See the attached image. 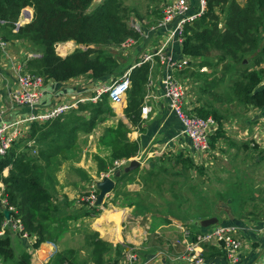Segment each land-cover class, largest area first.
<instances>
[{"label": "trees", "instance_id": "obj_1", "mask_svg": "<svg viewBox=\"0 0 264 264\" xmlns=\"http://www.w3.org/2000/svg\"><path fill=\"white\" fill-rule=\"evenodd\" d=\"M92 1L0 0V29L10 33L22 9L31 7V20L19 26L15 33L16 37L26 41L40 53L27 62L29 70L55 81H66L77 76L95 79L119 75L130 62L126 60L124 64L119 63L109 46L119 44L127 37H138L126 21L129 13L134 10L125 6L122 0H101L90 9ZM206 3V12L192 24L186 25L182 51L192 57L205 59L212 51L219 52L216 62H225V70L233 73L230 81L235 101L245 107L264 108V86H259L263 78L260 65L264 62V44L261 41L264 35V0H246L243 4L237 0H206ZM216 8L223 18L221 25ZM66 41L89 46L77 47L65 56H60L55 47ZM203 63L212 67V63ZM148 71L147 63L131 71V85L127 90L123 113L134 126H139L142 122L140 107ZM192 71L187 72L188 75L196 76ZM192 113L202 117L211 115L218 121L219 129L210 137L212 145L217 138L223 136L221 114L205 109L203 104H196ZM114 114V109L104 95L97 103L80 104L77 110H71L65 115L45 123H33L30 131L19 141L16 140L5 155L0 156V183L3 185L1 194L4 200L2 204L0 199V231L6 220L2 211L4 206L7 209L13 207L15 210L11 211L10 219L19 218L24 230L35 235L33 249L43 242L54 241L67 228V221L99 214L96 206L88 209L82 207L71 212L68 209L72 201L66 196L57 200L51 189L55 179L52 167L56 169L63 161L71 159L79 137L92 133L100 123ZM128 131V126L120 120L105 128L99 140L109 149L110 163L97 157L98 171H107L115 159H127L137 154L139 142L131 140L127 136ZM162 158L164 161L171 160L172 167L177 169L172 175H178V169L202 171L201 167L181 152L171 156L164 155ZM6 168L8 173L4 175ZM133 171H121L114 179L116 182L124 181ZM81 178L87 180L89 176L83 173ZM125 202V205H133L131 200L126 199ZM186 228L190 238L194 239L198 232L193 230L201 227L195 222ZM115 246L116 255L110 253L105 260L108 244L101 240L93 241V264H118L123 247L120 244ZM0 256L4 263L30 264V254L16 252L13 234L8 229L0 236ZM50 264L83 263L76 259L74 250H65L55 254Z\"/></svg>", "mask_w": 264, "mask_h": 264}, {"label": "crops", "instance_id": "obj_2", "mask_svg": "<svg viewBox=\"0 0 264 264\" xmlns=\"http://www.w3.org/2000/svg\"><path fill=\"white\" fill-rule=\"evenodd\" d=\"M162 1L163 0H158L155 2H151V3L158 4L159 8L161 9ZM196 1L197 0H189V2L192 4H195ZM237 1L240 4H243L245 3L246 0H237ZM27 10H29L31 14V18H32V12H33L32 8L28 7ZM215 10L217 12L219 11L217 8ZM217 14H219V12ZM159 16H160V12L156 8L153 18L148 19V20H155ZM219 18L221 20L219 24L221 25L223 24V18L220 14H219ZM15 33L16 31H13V29H11L10 33L7 32L6 33L7 35H4V38L7 41L8 46L2 53H0V122L4 121L7 123L12 122L13 120L17 119L22 113L26 111L25 107L16 106L15 104H13L12 89L14 88V76H15L17 64L20 61L24 60L29 52H34V48L26 41L16 37ZM261 41H262V44H264V35H262ZM67 43H74V46H73L74 49L77 47H80V45L75 44L74 41H66V42L58 43L57 46L60 48L61 46H65ZM141 52H142L141 44L140 45L137 44L136 50L131 56V57L135 56L133 61H135V59L139 57V54ZM170 53L174 58H178V59L182 57H187V56L190 57L192 60L195 58L189 54L184 53L182 51V48H180L176 44H174L170 48ZM64 54H67V53L65 52ZM195 59H199L200 61L201 58H195ZM133 61H131V58H130L129 65H131ZM216 63L217 62L215 61L214 67L216 66L221 67V73L229 74L230 75L229 78H232V75H233L232 71L225 70V67H224L225 62H218L217 64ZM207 66L208 65L204 64L203 62L199 65V67L203 68L201 71L199 70L200 72L203 73L202 74L203 76H206L205 73H207V68H213V67H209V66L207 67ZM260 67L263 69V78L259 86H264V62L261 63ZM185 69H188V68H185ZM185 69L178 71L176 74L183 72ZM189 69H193V68H189ZM164 71H165L164 67H159V65L157 64H155L151 68L150 75L154 81V85L151 91H153L155 97L152 101V110L148 114L147 118L142 120L139 126L131 125L128 122V120L125 118L123 109L126 106V103L124 104V106L120 108L117 105L118 109L116 110V112H117V116L119 120L123 122L126 126H128L129 128V131L127 132V136L131 140H137L139 142V150L137 154L133 156L134 158L130 160H133V159L137 160L139 162L138 165L140 168L153 169V165L155 166L161 163V161L163 160L162 157L164 155L171 156L179 152H181L185 157H189L198 166H201L203 164L207 165L209 163L208 160L211 156H218L221 152H224L227 150V147L225 144L226 140H230V142H232L230 143L231 146H233L234 143L237 142L234 140L235 138H232V135L230 134L231 132L236 134V137L238 138L249 137L251 139V141H244L242 145L244 146L246 145L247 147L248 143L246 142H249L250 145L252 142H255L253 143L254 146L253 145L251 146H253L256 149H261V148L264 149V108L258 109V108H253L251 106H247L245 107V111L241 113L242 115L241 120L243 123L242 129L239 127L241 123L237 121L239 120V118L232 117L230 119V117H228L230 116L229 114L224 115L222 113H219L223 116L221 120L222 121L221 131L223 133V136H222L223 138L222 137L217 138L215 142L213 143V145L211 144V138H210L211 152L200 155V156L194 155V152L190 146L189 139L182 132L179 121L169 109L168 102L163 95V89L160 83V79L162 78ZM189 71L190 70L186 71L185 75L189 76L187 73ZM216 76H218V74H216ZM89 79H91V77L89 76H77V77L70 78L66 81H55L54 83H51V84L49 81H46L43 87V92L40 98L41 99L40 103L38 104L37 107L45 108L56 100L70 99L71 96L76 94L79 86L87 83ZM87 85L90 86V83H87ZM202 103H203L202 101L200 102L198 101V105H201ZM113 106L114 105H112V108ZM227 118L229 119L227 120ZM116 123L117 122H115V124ZM98 127L96 128L97 131H98ZM255 129H257V131H254ZM248 132L251 133L250 136ZM90 135L91 134H89L88 136ZM97 136H99V134ZM94 151H96V149L90 150L89 146L84 148V152H83L84 154L83 153L81 154L79 161L73 162V163H70L68 160L63 161L60 166L59 171H57L59 173L56 172V174L54 175L55 177L54 188L52 187L51 189L55 193L57 200H60L62 199L63 196H66L68 200L72 201L68 209L71 212L74 210H78L76 208L77 207L76 197L79 196L77 187L81 183V186H80L81 188L86 183V181L81 180L82 178L80 179V177L78 176L77 170H81L82 174L86 173L90 179H94V180L99 179L98 174L100 175L101 172H105V171H98L96 167L97 164L95 163V161L90 159V154L94 153ZM87 153H88V156H87ZM106 155L108 156L109 152L107 153L106 151ZM102 156H105V154H102ZM260 158H264V156L262 157L261 155ZM136 171H138V168L135 169V171H133L132 173ZM3 173L4 175H6L8 173V169L6 168ZM132 173H129L127 177H129ZM259 178L261 181H264V177H259ZM136 180L138 179L136 178ZM136 180L132 181L131 183L126 182L127 183L126 188L128 190L130 189L138 190L140 185L139 183H136ZM261 181L260 183L264 184V182H261ZM123 182L125 183V180ZM116 187L117 185H114L113 189L108 194V199L106 201L107 204L109 203L108 207L113 205L111 203L112 200H116L114 203L116 205L118 204V202H122V195L121 193L116 191ZM2 188H3V185L2 183H0V194H1ZM116 194L118 196L117 199H116ZM124 204H126V202H124ZM118 208L119 207H115L113 205L112 207L107 209V211L112 209L113 210L112 212H121V214L124 213L122 215V219L120 220L119 225H117L118 223L116 224L117 231L115 230L116 227L111 219L110 221L107 220L106 224L102 225L104 227L103 229L96 227L100 222H105L104 220L108 218L106 215L101 217L102 214L104 213L103 212L94 222V225L96 223V226L90 223V220H93V218L90 219L89 216L81 217V218H84L82 221H81V218H78L76 220L67 221L68 230L66 229L63 233H61V235L58 237L57 240L46 241V242L41 243L40 246L36 248V250L35 249L33 250V251H36L35 254H32L33 251L28 252V245L30 242L28 239L22 238L16 233L11 232L13 234L14 246L17 248L21 247L23 252L25 251L28 254H30L31 256L30 264H50L52 262V258L54 254L63 252L65 250H74L76 252L78 248L80 247L74 244L78 238V235L79 234L83 235L82 233L88 231L89 237L82 236L83 243L85 241L84 237H86V239L91 240L92 244H93V241H96V240H101L108 244V247H109L108 252L104 254L105 260L108 259L110 253H112L113 256L115 255L113 252L114 251L113 246L118 245V244H120L123 247V251H125L128 248L135 247L138 249L140 253L139 255L141 258L143 259L149 258L151 253L157 252L159 248L151 252H147L143 246L144 237L141 238L142 233H143L142 226H140L138 222L132 221V220H136V216L138 215L134 216L133 214H131L132 213L131 210L125 212L124 210H121V208L120 209ZM90 217H94V216H90ZM125 217L128 218L127 221L124 220ZM99 218L100 220L97 221ZM217 218H218L217 223H221V224H235L238 227L243 226L242 225L243 223L247 224L245 228L241 227L239 230V235L241 238L245 240V242L241 250L240 260L239 262L234 263V264H258V261H259V264H264V254H261V251L264 252V218L251 221V222H248L246 219L238 218L235 216H230L227 214L217 216ZM87 220L89 221V226H86V230L79 229L78 221L83 222ZM129 220H131V222L129 223L130 224L129 230L124 231V229L126 228L125 225ZM152 223H154V219H152ZM159 223L161 224L156 223V225L159 226L160 228L170 227L169 229H174V230H179V231H181L183 227H186V226H180V225L170 224V223L169 225L167 224V222H164V223L159 222ZM202 229L203 227L195 228L193 231L200 232ZM77 230L78 232H75ZM101 230H104V234H102ZM3 234H1L0 236H2ZM172 249L173 251H169L168 253V256H167L168 258L162 257L160 260H158V262L156 263L154 262V264H158V263L159 264H168V263L169 264H179L178 262L174 261L173 258H174L175 252L179 251L180 246L174 247ZM203 249L205 251V258L209 264H212V263L231 264L225 258L224 252L220 246L214 245V244H207L203 246ZM82 253L84 252L82 251ZM77 255L80 261H83L82 256L79 255V251H78V254H76V256Z\"/></svg>", "mask_w": 264, "mask_h": 264}, {"label": "rangeland", "instance_id": "obj_3", "mask_svg": "<svg viewBox=\"0 0 264 264\" xmlns=\"http://www.w3.org/2000/svg\"><path fill=\"white\" fill-rule=\"evenodd\" d=\"M100 2L101 0H93L90 9ZM122 3L129 9L134 10L133 12L129 13L128 19L126 20L128 24H131L135 19L145 20L147 22H155L156 19H148L153 18L156 8L159 12L161 11L158 4L147 2L146 0H122ZM0 31L3 35H7L6 30L0 29ZM73 46L74 43H70L68 46H66V50L63 51V46L59 48L56 45L55 50L60 56H65L66 54L64 53H70L74 49ZM111 52L113 53V51ZM33 53L40 54L35 50V48ZM113 54L117 56L119 63L123 62V64L124 61L129 60L130 62V58L131 61H133L135 58V56L131 57L132 55L121 56L117 53ZM219 54V52L212 51L208 58H201L200 61L198 59L197 62H194L192 64L193 69L188 68L183 72L176 74V78L180 84L187 86L189 92L192 93L193 98L191 99H193L196 104H198V101H202L205 109H208L209 111H216L217 114H229L230 116L228 117H230V119L232 117L239 118V120H237V118L236 120L241 123L239 127L242 129L243 123L241 120V113L245 111V106L235 101L233 92L231 90V81L229 78L230 75L222 74L221 67H214L215 61L218 59ZM202 62L212 63L211 66L213 68H207V73H205L206 76H203V73L200 72L203 69L202 67H199ZM26 68L30 69L28 63H26ZM188 70H193L192 73H195L194 75L196 76L185 75V72ZM216 74H218V76H216ZM14 89L15 88L12 89V92ZM113 108H115V114L107 118L104 122L100 123L98 125L99 127L97 126L98 131L96 130V127L93 132L90 133V136H88V134L81 135L79 137L76 148L72 153L73 156L71 159H68L70 163L79 161L81 154L84 152V148L88 146L90 150L96 149L94 153L90 154V159L95 161L96 164L97 157H104L103 160L107 163H110L109 155H106V151L108 153L109 149L100 143L99 137L102 135L107 126H113L115 125V122L119 120L116 112L118 109L117 105H114ZM228 119L229 118H227V120ZM254 131H257V129ZM250 132H248L249 136L251 135ZM98 134L99 136H97ZM230 134L232 135V138H235L234 140L237 141L234 143V147L230 145V140H224L227 150L221 152L218 156H211L207 165L203 164L199 166L202 168L201 172L194 169H178V175H172V172L177 171V169L172 167L171 160H162L158 165H153V169L140 168L138 165V171L127 177L125 179V183L123 181L115 182V179H113L115 174L114 176H107L114 180V185H117L116 191L122 195V202H118L117 204L119 206L114 204L116 200H112L111 203L115 207H119L118 209L121 208V210H124L125 212L131 210V214L134 216L138 215L136 216V220L132 221L138 222L139 225L142 226L143 233L141 238L144 237L143 246L147 252H151L159 248L161 250H167V253H169V251H173V241H175L177 237L180 238L182 235V230L179 231L169 229L170 227L160 228L156 225V223L161 224L159 222L164 223L163 220L166 221L167 224L170 223L180 226H189V224H194L195 222H198L199 224L201 219L208 218L209 216L217 217L223 214L243 218L248 222L264 218V184L260 183L261 180L259 178L264 177V158H260L261 155L262 157L264 156V149L254 148L253 143L255 142L251 143L253 146H251L249 142H246L248 145L245 147L242 144L244 141H251L249 137L238 138L236 137V134L232 132ZM33 152L36 151L34 150ZM102 154H105V156H102ZM97 166L98 164L96 167ZM124 167L125 166L121 167L118 171L123 172ZM137 168L135 167L133 170ZM59 169L60 167L56 169L55 167H52V175H55ZM77 171L78 176L81 179L82 171ZM136 178L138 180H136ZM134 180H136V183H139L140 187L138 190H128L126 188V184L131 183ZM82 181H86L87 183H90L91 181L97 182L96 180L90 178ZM80 186L81 183L77 187L79 192V194H77L79 196L76 197V208L78 210H80L82 207L85 208L83 203L80 201V198L87 193V188H84V186L80 188ZM108 194H106L100 204L96 205L94 203V206L99 209V214L95 216L96 218L89 217L90 219L93 218V220H90L91 224L94 225L96 219L105 211L104 209L107 210L113 206L112 205L108 207L109 203L107 204L106 202L108 199ZM126 199L131 200L133 202V206L125 205L124 202ZM83 219L84 218H81V221ZM152 219H154V223H152ZM160 219L163 220L160 221ZM99 220L100 218L97 221ZM124 220L127 221L128 218L125 217ZM130 222L131 220L126 223V228L124 231L129 230ZM78 224L79 227H77L79 229L86 230V226H89V221H78ZM185 228L186 227H183L184 230H186ZM66 229L68 230V226ZM66 229H63L55 240H57L61 233H63ZM75 232H78V230ZM82 234L83 235H78V238L74 244L80 246L75 254H78L79 251V255L82 256L83 261H80L78 255L76 256V259L83 264H91L92 243L91 240L86 239V237H84L85 241L83 243L82 236L89 237L88 231ZM15 248L18 254L22 252L21 247ZM113 249V252L116 255L115 246H113ZM128 249L136 250L137 253L140 254L138 249L135 247ZM159 249L158 251H160ZM82 251L84 253H82ZM35 253L36 251H33L32 254ZM261 254H264V252L261 251ZM158 260L160 259H156L155 263L158 262ZM174 261L181 264L179 260ZM4 264L9 263L5 262ZM150 264H153V262Z\"/></svg>", "mask_w": 264, "mask_h": 264}, {"label": "built area", "instance_id": "obj_4", "mask_svg": "<svg viewBox=\"0 0 264 264\" xmlns=\"http://www.w3.org/2000/svg\"><path fill=\"white\" fill-rule=\"evenodd\" d=\"M206 5V0H197L195 4L190 3L189 0H163L160 16L155 22L135 19L130 24V27L137 33L138 37H127L119 44L109 46V50L113 51V53L128 56L133 55L137 44H141L142 52L131 65L119 75L91 78L87 81L90 86L87 83L80 85L76 94L71 96L70 99L56 100L45 108L37 107L41 100L43 87L46 81L51 84L55 80L26 68L27 60L39 55L29 52L26 58L16 66L14 76L15 89L12 92L13 104L25 107L26 111L12 122H0V156L5 155L11 145L29 131L33 123L41 124L65 115L71 110H77L80 104L97 103L106 95L111 106H124L127 90L131 85V71L143 63L149 65V71L145 83V94L140 107L141 120L146 119L152 110V101L155 96L153 91H151L154 81L150 72L151 68L157 64L165 69L160 79L163 95L168 102L169 109L179 121L182 132L189 139L194 155L200 156L211 152L209 140L211 136L216 134L219 125L210 115L202 117L192 113L196 106V103L191 99L193 98L192 93L189 92L186 85L180 84L176 78L178 71L192 68V64L197 62L198 59L192 60L188 56L178 59L174 58L170 53V48L174 44L181 48L186 25H190L199 19L206 12ZM27 9L28 7L22 9L18 20L14 24L13 31H17L19 26L31 20V14ZM7 46V41L0 33V53ZM88 46L80 45L81 48H87ZM132 158L134 157L113 160L108 170L101 172L99 177L114 176L116 171L126 166ZM84 188H87V193L80 198V201L85 208H89L94 206L97 198L98 189L96 182H86ZM3 203L4 200H2ZM9 209L11 211L15 210L13 207H9ZM242 225L241 227L244 228L247 226L245 223ZM241 227L235 224L215 223L195 234L194 239L190 238L187 228H185L186 230L182 228L181 237L175 239L172 244L173 247L180 246L179 251L175 252L173 259L179 260L181 264H209L204 256L203 246L214 244L221 247L229 263H237L240 260L241 250L245 242L239 235ZM6 229L22 238L28 239L30 241L28 252L34 250L32 243L36 237L24 230L19 218L6 219L2 225L0 235ZM167 256V250H160L153 252L149 258L142 259L136 250L128 249L122 252L118 259V264H150L151 262L154 264L156 259L166 258ZM0 264H4L1 256Z\"/></svg>", "mask_w": 264, "mask_h": 264}, {"label": "water", "instance_id": "obj_5", "mask_svg": "<svg viewBox=\"0 0 264 264\" xmlns=\"http://www.w3.org/2000/svg\"><path fill=\"white\" fill-rule=\"evenodd\" d=\"M85 46H87V45H85ZM138 164H139V162L137 160H135V159L130 160L128 165L124 168V171H131L135 167H137ZM119 175H120V171H117L115 173L114 177H118ZM113 179L110 177L104 176V177H102V179H100L96 182V187L98 189V196H97V199L95 201L96 205L100 204L103 201L106 194H108L113 189V186H114V180ZM0 199H3L2 194H0ZM2 211L4 214V218L9 219L11 210L7 209L6 207H2ZM217 222H218V218L216 216H210L208 218L201 219L199 221V225L203 228H206V227L213 225Z\"/></svg>", "mask_w": 264, "mask_h": 264}, {"label": "bare ground", "instance_id": "obj_6", "mask_svg": "<svg viewBox=\"0 0 264 264\" xmlns=\"http://www.w3.org/2000/svg\"><path fill=\"white\" fill-rule=\"evenodd\" d=\"M70 43H67L65 46H63L62 47V50L63 51H65L66 50V46H68ZM106 211L107 210H105L104 211V213L102 214V217L104 216V215H106L108 218L107 219H105L104 221L105 222H100L97 226H96V223H95V226L97 227V228H101V229H103L104 227L102 226L103 224H106V221L107 220H109L110 221V219L112 220V221H114L113 223H114V225H115V227H116V231H117V225H119V223H120V220L122 219V215L124 214V213H122L121 214V212H112L113 210L112 209H110V210H108L107 211V213H106ZM111 213V214H110ZM102 219V218H101ZM118 223V224H117ZM117 224V225H116ZM115 231V232H116ZM101 232L104 234V230H101Z\"/></svg>", "mask_w": 264, "mask_h": 264}]
</instances>
